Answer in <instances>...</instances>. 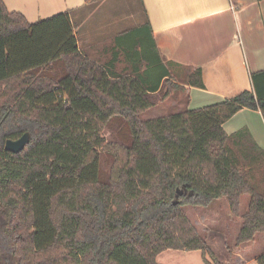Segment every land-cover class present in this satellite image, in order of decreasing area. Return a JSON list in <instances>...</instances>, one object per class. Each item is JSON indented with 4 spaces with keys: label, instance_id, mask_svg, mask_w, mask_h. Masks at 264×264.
Here are the masks:
<instances>
[{
    "label": "trees",
    "instance_id": "16d2710c",
    "mask_svg": "<svg viewBox=\"0 0 264 264\" xmlns=\"http://www.w3.org/2000/svg\"><path fill=\"white\" fill-rule=\"evenodd\" d=\"M113 43L129 73L81 53L70 12L30 23L0 0V264H158L166 250L221 264L184 208L222 198L234 217L248 198L235 246L264 235V151L223 129L242 109L264 120V70L251 91L145 120L171 73L148 21ZM186 82L204 88L199 70Z\"/></svg>",
    "mask_w": 264,
    "mask_h": 264
},
{
    "label": "crops",
    "instance_id": "0c3cea01",
    "mask_svg": "<svg viewBox=\"0 0 264 264\" xmlns=\"http://www.w3.org/2000/svg\"><path fill=\"white\" fill-rule=\"evenodd\" d=\"M110 1L4 0V4L8 11L23 14L29 22L33 21L36 9L42 16L70 12L81 53L100 64H112L118 74L128 62L122 51L115 48L114 37L148 21L162 63L175 80L185 77L179 83L184 90L176 97L184 99V109L202 108L251 91L250 74L264 70V0H135L141 17L137 24L125 30L119 28L127 19L112 16L108 24L97 19ZM88 20L96 21L92 22L95 33H104V28L110 32L109 45L103 46L102 40L94 42L93 33H83L82 27ZM78 30L83 37L79 38ZM197 70L203 89L186 82L187 76ZM241 128H247L255 144L264 151V120L260 111L242 109L223 125L228 135ZM247 203L248 198L243 197L238 217L230 213L223 198L207 208H193L188 212L192 224L199 225L196 221L203 218L209 221V232L203 231L201 235L221 264H256L255 259L264 251L261 234L250 243L235 246L240 216L246 211ZM209 238H212L211 244ZM156 262L205 264L200 251L184 250L163 251L156 256Z\"/></svg>",
    "mask_w": 264,
    "mask_h": 264
},
{
    "label": "rangeland",
    "instance_id": "374dc122",
    "mask_svg": "<svg viewBox=\"0 0 264 264\" xmlns=\"http://www.w3.org/2000/svg\"><path fill=\"white\" fill-rule=\"evenodd\" d=\"M127 1L129 2V4L126 3ZM111 2H113V4ZM35 13H36V15L32 18L33 21L30 22V23H35V22H37L39 20H43V19H46L48 17L53 16V15H51V16H44L43 15L42 16V14H40L41 12L37 11V9L35 10ZM140 15L141 14H140V12L138 10L137 3H136L135 0H130V1L129 0H111L110 1V5L99 12V15L97 16V19L100 20V22H103L105 24L110 23V19H111L112 16H116L118 19H123V18H124V20L127 19L126 23L125 24L122 23L123 26L121 28H119V29L125 30V29H127L129 27H132L135 24H137L138 21L140 20V17H141ZM92 22H96V21H93V20L89 21L88 20V22L83 25V27H82V30L84 29L83 33H85V34L87 32H89L90 34L93 33V34H91V37H92V39H94L93 40L94 42L97 41V40H102V42H103L102 45L103 46L109 45V43L111 41V40H109L110 32L109 31L105 32V28H104V33L103 32L101 34L95 33L94 30H93V23ZM77 32L79 33L78 34L79 38L83 37L82 32H80L79 30ZM89 33H87V34H89ZM123 69L124 70L121 71L120 74H124L125 72L129 73L130 70H131L129 64H127V65L124 64L123 65ZM184 79H185V77L182 78V79L175 80V78L172 77V81L176 85L173 82H170L171 85H168L167 87L166 86L163 87L161 92L155 95L156 96L155 99H156V102H157L155 107L145 111L141 115L142 119H145V120L154 119V118H157V117L165 116V115L170 114V113H179V112H181L184 109L183 108L184 99L182 100V98L181 99L179 98L181 101L178 99L179 103H177L178 100L176 99V97L178 95L177 93L179 92V90H175L174 86H178L179 87V83L181 81H185ZM169 87L171 89V94L168 97L165 98V97H163V95H164L165 92L168 91L167 89ZM104 137L107 140H110L112 138V130H111V128H106L105 129ZM102 167L104 169H106V167H107V163H105V160H103ZM244 198H246V197H244ZM193 208H195L197 210H202V207L186 206L184 208L185 214L188 216V212L190 211V209H193ZM216 212H217V210H216ZM193 215L194 214H192V213L190 214V216L194 218ZM196 222H198L200 224L199 225L192 224V225L197 229V231L200 234H203V231L204 232H209V230H208L209 229V227H208L209 221L208 220L203 218V220H198ZM211 240H212V238H209V243L210 244H211ZM213 241L216 244L215 240H213ZM214 243H213V245H214ZM230 243H232V241H230Z\"/></svg>",
    "mask_w": 264,
    "mask_h": 264
},
{
    "label": "water",
    "instance_id": "95a60500",
    "mask_svg": "<svg viewBox=\"0 0 264 264\" xmlns=\"http://www.w3.org/2000/svg\"><path fill=\"white\" fill-rule=\"evenodd\" d=\"M29 134H23L17 140H6L4 144V150L13 154L21 152L29 142Z\"/></svg>",
    "mask_w": 264,
    "mask_h": 264
}]
</instances>
